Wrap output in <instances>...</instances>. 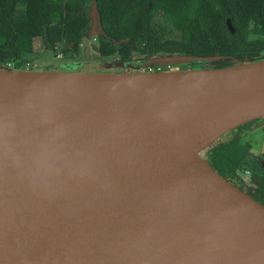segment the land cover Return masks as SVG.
<instances>
[{
  "label": "water",
  "instance_id": "1",
  "mask_svg": "<svg viewBox=\"0 0 264 264\" xmlns=\"http://www.w3.org/2000/svg\"><path fill=\"white\" fill-rule=\"evenodd\" d=\"M89 18L81 60L0 65V264H264V205L204 154L264 125V55L105 57Z\"/></svg>",
  "mask_w": 264,
  "mask_h": 264
},
{
  "label": "trees",
  "instance_id": "2",
  "mask_svg": "<svg viewBox=\"0 0 264 264\" xmlns=\"http://www.w3.org/2000/svg\"><path fill=\"white\" fill-rule=\"evenodd\" d=\"M105 33L103 56L221 55L216 66L264 55V0H97ZM231 19L232 33L227 25ZM89 0H0V65L25 67L37 52L80 54L90 26ZM31 62V63H28ZM155 68V65H152ZM246 147L230 141L210 148L219 171L235 169Z\"/></svg>",
  "mask_w": 264,
  "mask_h": 264
},
{
  "label": "flooded vegetation",
  "instance_id": "3",
  "mask_svg": "<svg viewBox=\"0 0 264 264\" xmlns=\"http://www.w3.org/2000/svg\"><path fill=\"white\" fill-rule=\"evenodd\" d=\"M138 68L139 67H134V69ZM262 121L263 119L251 121L221 136L215 141V143L205 150L204 154L209 163L214 167L210 161L209 155L210 148L214 145L237 141L246 147L245 156L235 169L232 170V168H230L219 171V169L217 170L215 167L214 168L243 192L264 205V150H254V147L251 144L252 141L247 140L249 133L254 131L253 128L261 124ZM227 136L228 138L225 139ZM261 137L264 141V131Z\"/></svg>",
  "mask_w": 264,
  "mask_h": 264
},
{
  "label": "rangeland",
  "instance_id": "4",
  "mask_svg": "<svg viewBox=\"0 0 264 264\" xmlns=\"http://www.w3.org/2000/svg\"><path fill=\"white\" fill-rule=\"evenodd\" d=\"M95 38H94L95 42H97L99 44L98 40H96ZM40 43H41L40 40L36 42L38 54H41V52H42L41 48H40ZM81 46H83V45H81ZM87 55H89V57L94 58V59L99 58L97 52H95L93 49H90L89 51H87ZM89 57L84 56V58H89ZM136 57L140 58V59H144L145 58L144 56H136ZM59 58H60V60H63V59H61V57H59ZM76 59H78V60L80 59L81 60L82 59V53L80 55H78L76 57ZM106 59H108V58H102V59L99 60V62L104 63ZM48 60L53 63L51 58H49ZM92 61H97V60H92ZM100 66L101 67L95 66L94 68L104 69V70L107 69L105 66H103V64H101ZM253 130L254 131H251L249 133V135L247 136V140H251L252 141V142L251 141L250 142H251L252 146L254 147V150H260V149L264 150V141L262 140V137H261L262 134H263V131H264V125L261 126V127L256 128V129H253ZM227 138H228V136L225 139H227Z\"/></svg>",
  "mask_w": 264,
  "mask_h": 264
},
{
  "label": "built area",
  "instance_id": "5",
  "mask_svg": "<svg viewBox=\"0 0 264 264\" xmlns=\"http://www.w3.org/2000/svg\"><path fill=\"white\" fill-rule=\"evenodd\" d=\"M95 39H96V38H95ZM96 40H97V39H96ZM58 56L61 57V58H64L62 54H59ZM147 69H149V70H156V69H158V68H157L156 66H155V68H152V66H151V67H149V68H147Z\"/></svg>",
  "mask_w": 264,
  "mask_h": 264
}]
</instances>
